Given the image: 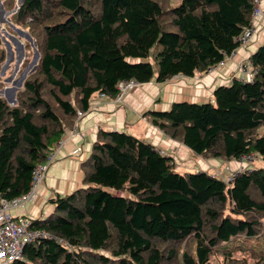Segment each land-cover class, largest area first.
<instances>
[{"label": "trees", "instance_id": "1", "mask_svg": "<svg viewBox=\"0 0 264 264\" xmlns=\"http://www.w3.org/2000/svg\"><path fill=\"white\" fill-rule=\"evenodd\" d=\"M255 4L23 0L16 19L41 27L43 45L17 104L0 96V198L28 192L34 170L79 112L88 113L101 93L115 97L120 81L192 77L230 56ZM5 58L2 47L0 69ZM250 61L251 79L217 86L213 100L175 101L146 116L194 154L264 160V43ZM83 171L80 188L58 194L54 210L32 220L30 229L48 235L27 242L24 259L13 264H264V249L251 247L252 262L237 255L240 246H227L238 237L264 239V168L231 180L181 172L172 154L144 138L101 129Z\"/></svg>", "mask_w": 264, "mask_h": 264}, {"label": "crops", "instance_id": "2", "mask_svg": "<svg viewBox=\"0 0 264 264\" xmlns=\"http://www.w3.org/2000/svg\"><path fill=\"white\" fill-rule=\"evenodd\" d=\"M261 5L264 9V0ZM255 27L256 31L251 43L234 51L227 58L226 65L216 73H204L192 77L175 76L163 83L151 81L141 84L122 102H116L115 98L110 96L106 98L97 96L90 111L79 123V132L69 135V131L62 137V146L57 152L56 160L48 168L34 199L22 208L16 209L14 213L31 219L46 217L54 210L52 199L58 194L66 195L80 188L84 179L83 163L89 157L92 144L101 129L128 131L177 157L176 151L180 150L179 145L182 142L170 138L155 127L145 112L149 109H169L175 101L213 100L215 88L228 84L235 77L240 76V66L248 62L251 55L264 43V17L258 18ZM190 80L195 81V84ZM79 147L82 148L81 151H78ZM181 148L184 151L189 150L183 143ZM235 162L230 161L229 167L223 171L231 173L237 166L234 165Z\"/></svg>", "mask_w": 264, "mask_h": 264}, {"label": "rangeland", "instance_id": "3", "mask_svg": "<svg viewBox=\"0 0 264 264\" xmlns=\"http://www.w3.org/2000/svg\"><path fill=\"white\" fill-rule=\"evenodd\" d=\"M180 2L181 0H165V5L171 7L178 5ZM21 4H22V0H0V41L2 42L0 47V52L2 50V47L5 48V52H6L5 61L2 63L0 69V96L6 99L7 102H9L8 95H11L12 93L11 88L17 87L19 85L18 82L22 80L23 76H26L24 79L26 80L30 75V73H32L33 70H35L40 60V53L38 56L37 51L39 52L38 49H42V45H43L42 40L39 39L41 37V27L37 25L30 26L24 22L19 23L17 21L16 15ZM28 34L31 35L32 39L28 37ZM161 48H162L161 45H158V49L161 50ZM28 53L30 56L28 55ZM27 58L30 59V64H29L30 66L23 67L24 62H26ZM129 60L132 61V59ZM151 60H153L152 57ZM222 67L224 66H221L216 70H212V71L209 70L207 72L196 73L194 76L201 75L204 73H216ZM249 72H250V68L245 67V69H242V67L240 66L241 74L238 77L249 78L251 74ZM24 80L22 81V83H24ZM192 82H194L195 84V81ZM231 82L232 81H230L228 84H230ZM138 86H135L129 93H131ZM22 89L24 88L21 87L18 90H22ZM17 93H16V98L19 95V93L18 94ZM82 119L79 118V121L81 122ZM79 129L80 126L77 127L73 126V128L70 130L69 135L73 134L74 132L75 133L79 132ZM176 141L181 143V141L179 140ZM181 144L179 145L180 150L176 151L177 157H175L173 153H170L167 150L160 148L163 152L170 153L173 155V157L175 158V163H176L175 167L177 171L198 172L201 170L203 171V169H205L204 171H209L210 173L216 174L217 176L223 178L224 180H229L230 175L232 174L233 171L238 173L237 171L244 170L249 167L264 168V160L257 155L252 158L244 157L239 160L232 159L236 161L234 163V165H237L236 168H234L231 171V173L224 172L223 170L229 167V162L232 160H227L221 157L214 158L207 155L206 156L197 155L191 152L189 148L188 149L190 151L186 150L189 151L186 152L182 150ZM227 246L228 247L240 246V248L243 249V251L238 252L237 255L241 257H247L249 261L253 262L258 258L252 257V255L250 254V249L252 248L264 249V239L238 237L229 241L227 243ZM219 261L221 264L223 259L219 258ZM219 261L216 260L214 264H219Z\"/></svg>", "mask_w": 264, "mask_h": 264}, {"label": "built area", "instance_id": "4", "mask_svg": "<svg viewBox=\"0 0 264 264\" xmlns=\"http://www.w3.org/2000/svg\"><path fill=\"white\" fill-rule=\"evenodd\" d=\"M255 8L253 11V21L250 27L244 29L240 35L237 37L239 42V47H245L249 45L252 41L253 35L256 31V21L260 17H264V9L262 8V0H255ZM227 56L221 62L211 66L209 70H216L221 66L226 65ZM245 65V66H244ZM242 69L245 67L250 68V77L246 79H251L253 73V66L251 61L244 63ZM208 70V71H209ZM245 79V78H243ZM140 85L134 79L120 81L118 83V92L115 95L116 102H122L124 98L129 94V92L135 87ZM101 98H106V94H99ZM85 116L84 112H79L77 120L74 127L79 126V118L82 119ZM75 129V128H74ZM75 133V132H74ZM73 133V134H74ZM72 134V135H73ZM62 140V139H61ZM59 141L55 149L48 155L46 162L37 167L34 170V178L32 181L31 188L28 192L22 194L13 199L0 198V264H13L14 261L18 259H24V247L27 242L32 241L38 237L46 236L48 233L44 230H32L30 229L32 220L30 217L25 215H16L14 211L16 209L22 208L26 204L30 203L37 192L39 184H41L46 176L48 168L55 162L57 152L62 146V141ZM82 148H78V151H81ZM163 152V151H162ZM164 153V152H163ZM257 156L256 154H248L242 158H252ZM175 158H174V167H175ZM176 168V167H175ZM245 170V169H244ZM237 171V172H241ZM236 175V172H232L229 180L233 179Z\"/></svg>", "mask_w": 264, "mask_h": 264}, {"label": "water", "instance_id": "5", "mask_svg": "<svg viewBox=\"0 0 264 264\" xmlns=\"http://www.w3.org/2000/svg\"><path fill=\"white\" fill-rule=\"evenodd\" d=\"M23 1V0H22ZM28 37L30 39H32L31 35L28 34ZM37 54L39 56V52L37 51ZM25 76H23L22 80L19 82V86L21 87L22 86V81L24 80ZM19 87H13L11 88V95H8V100H9V104L11 105H16L17 103V98H16V93H17V90H18ZM10 96V97H9Z\"/></svg>", "mask_w": 264, "mask_h": 264}, {"label": "flooded vegetation", "instance_id": "6", "mask_svg": "<svg viewBox=\"0 0 264 264\" xmlns=\"http://www.w3.org/2000/svg\"><path fill=\"white\" fill-rule=\"evenodd\" d=\"M29 64H30V63H29ZM29 64H28L27 66H30ZM27 66H26V67H27ZM25 77H26V76H25ZM24 79H25V78H24ZM20 81H21V80H20ZM20 81H19V82H20ZM24 81H25V80H24ZM19 82H18V83H19ZM16 83H17V82H16ZM18 83H17V84H18ZM23 84H24V83H22V86H21V87H23ZM17 87L21 88L19 85H18ZM5 88H6V87H5ZM19 88H18V89H19ZM17 91H18V90H17Z\"/></svg>", "mask_w": 264, "mask_h": 264}, {"label": "bare ground", "instance_id": "7", "mask_svg": "<svg viewBox=\"0 0 264 264\" xmlns=\"http://www.w3.org/2000/svg\"><path fill=\"white\" fill-rule=\"evenodd\" d=\"M59 216V215H58Z\"/></svg>", "mask_w": 264, "mask_h": 264}]
</instances>
